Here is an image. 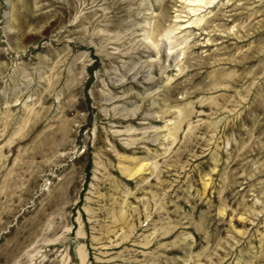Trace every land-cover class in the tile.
<instances>
[{
	"label": "rangeland",
	"instance_id": "1",
	"mask_svg": "<svg viewBox=\"0 0 264 264\" xmlns=\"http://www.w3.org/2000/svg\"><path fill=\"white\" fill-rule=\"evenodd\" d=\"M0 264H264V0H0Z\"/></svg>",
	"mask_w": 264,
	"mask_h": 264
}]
</instances>
